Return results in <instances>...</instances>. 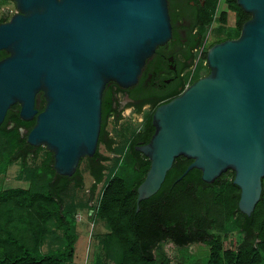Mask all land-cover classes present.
Returning <instances> with one entry per match:
<instances>
[{
  "label": "water",
  "instance_id": "1",
  "mask_svg": "<svg viewBox=\"0 0 264 264\" xmlns=\"http://www.w3.org/2000/svg\"><path fill=\"white\" fill-rule=\"evenodd\" d=\"M16 11L0 23V122L18 105L34 122L25 135L52 153L55 173L71 175L90 157L100 128L105 83L134 84L145 60L171 36L166 0H11ZM249 14L238 35L212 43L207 73L151 113L153 131L134 145L149 161L135 188L138 202L160 186L173 160L212 183L231 170L237 209L249 215L264 175V0H235ZM41 91L43 109L34 96ZM21 130V129H20Z\"/></svg>",
  "mask_w": 264,
  "mask_h": 264
},
{
  "label": "trees",
  "instance_id": "2",
  "mask_svg": "<svg viewBox=\"0 0 264 264\" xmlns=\"http://www.w3.org/2000/svg\"><path fill=\"white\" fill-rule=\"evenodd\" d=\"M203 1L205 6L197 16L200 25L195 45L214 20L217 0ZM223 1L233 13V21L228 26L236 37L249 14L242 11L235 0ZM225 16V11L218 15L220 23L225 24ZM226 38L233 37L227 36L211 44ZM200 68L197 65L193 72L185 73L180 90L188 78L191 83L201 76ZM150 117L135 140H146L151 135ZM25 143L16 129L0 130V147L13 151L0 160V173L16 158L24 162L25 155L32 151V146ZM132 145L107 177L94 206V216L104 221L106 232L101 239L105 260H96L93 264H170L161 247L165 241L178 250L176 264H264V175L259 199L251 213L245 215L237 209L238 188L232 184V178L222 181L217 177L212 183H205L196 168L180 177L191 159L178 156L159 188L140 200L135 210V188L143 179L149 161L132 150ZM46 169V179L40 180L39 174L36 187L0 189V264H65L73 255L74 215L63 207L59 195L68 178L55 174L52 167ZM90 174L95 177L90 186L92 193L100 173L91 169ZM227 222L242 231L241 241L232 248L222 247L219 237L208 233L210 228H221ZM56 230L60 234H56ZM49 234L54 235L57 246L41 252V243ZM196 242L206 248L200 257L186 252V246Z\"/></svg>",
  "mask_w": 264,
  "mask_h": 264
},
{
  "label": "flooded vegetation",
  "instance_id": "3",
  "mask_svg": "<svg viewBox=\"0 0 264 264\" xmlns=\"http://www.w3.org/2000/svg\"><path fill=\"white\" fill-rule=\"evenodd\" d=\"M166 1L171 26L170 38L164 44L155 47L152 55L145 60L134 84L121 87L109 81L105 83L102 89L100 96V128L97 136V145L92 156L79 160V162L82 159L86 161L87 171L92 177V183L95 181V177L90 174V170L92 169L94 172L98 170L100 173V180L95 183L98 184L103 180V172L106 167L103 163L106 160V156L98 151V146H102L105 154H113L114 156L118 154L113 149L118 144V139L110 136L109 131L105 128L106 124L112 123L118 126L122 121H126L124 122L126 126L128 124H134L135 122L129 121L133 112L137 114L147 112L148 116H151L156 105L169 100L181 91V83L186 69L193 64L194 52L198 46V43L196 45L195 43L200 25V22L197 21V16L200 9L204 8L205 3L203 0ZM13 13L3 10L0 15V23L5 22ZM7 54L4 49H0V60L6 57ZM33 106L36 109V113L40 112L44 107V98L40 90L35 93ZM34 118L33 116L29 120L20 119L18 116V105L12 104L4 113L2 121L0 122V130L16 129L19 137L25 142V135L32 126ZM139 121L141 122L139 123ZM136 122L138 123H136V127L133 129L125 145L126 152H130V144H133V147L134 145L144 144L150 137L146 140H135L137 134L143 132L147 121L139 119ZM101 123L103 124L102 129ZM134 140L135 142L132 143ZM36 148L47 151L50 154V167H52V153L40 145L36 147L32 146V149H29L34 150ZM132 150L137 151L139 156L145 157L137 149L132 148ZM57 175L66 176L68 181L73 179L76 182V179H78L81 182L78 165L71 175Z\"/></svg>",
  "mask_w": 264,
  "mask_h": 264
},
{
  "label": "rangeland",
  "instance_id": "4",
  "mask_svg": "<svg viewBox=\"0 0 264 264\" xmlns=\"http://www.w3.org/2000/svg\"><path fill=\"white\" fill-rule=\"evenodd\" d=\"M3 10H7L9 13L15 12V6L11 0H0V15ZM225 11V24L220 23L218 15ZM233 21V13L226 8L223 0H217L214 10V20L208 25L206 30L203 31L198 46L194 52L193 64L187 67L186 72L194 71V67L200 65L201 75L206 74L207 67L205 59L202 58V53L210 46L212 41L227 37L235 36V33L231 32L228 25H231ZM148 119V113L137 114L133 112L129 121L135 122L134 124L124 125L122 121L120 125L116 126L112 123L106 124V130L109 131L110 136L118 139V144L113 147L117 152V156L113 154H105L102 146H98V151L106 156V160L103 163L106 165L103 172V180L95 184L92 193L90 192V186L92 183V177L87 171L86 161L82 159L78 164V173L80 178V185L77 186L73 179L67 182L66 187L60 192V198L63 207L72 213L75 220L74 232L76 234V240L73 244V255L71 259L65 264L76 263L81 264L84 261L90 262L99 260L104 262V251L102 248L101 239L106 232V227L103 220H99L94 216V206L99 198L100 192L112 169L118 164L120 159L127 155L125 145L130 137L133 129L136 127V121L139 119ZM136 120V121H135ZM141 121H139L140 123ZM22 141L20 145H22ZM13 151H7L5 148L0 147V160L4 154L9 156ZM51 156L47 151L42 149H34L25 155L24 162L21 163L19 158H16L6 165L4 173H0V189L5 188H31L36 187V182L39 179H46L47 167H50ZM51 168V167H50ZM51 176V173L49 174ZM232 171L226 170L218 177L222 181H228L232 178ZM35 179V180H34ZM34 180V181H33ZM34 182V183H33ZM37 184V185H38ZM236 214H234L235 216ZM237 216V215H236ZM56 234L60 231H54ZM208 233L217 235L220 239L221 245L224 248H232L238 244L242 239V231L235 227L231 222L225 223L223 227H212L208 230ZM57 246L54 240V235L49 234L44 238L41 243L40 251L45 252L50 248ZM164 255L169 260L170 264H176L179 262L178 250L169 241H165L161 245ZM153 252V250H151ZM186 252L188 254H197L199 257L204 255L206 248L200 242L190 243L186 246Z\"/></svg>",
  "mask_w": 264,
  "mask_h": 264
},
{
  "label": "built area",
  "instance_id": "5",
  "mask_svg": "<svg viewBox=\"0 0 264 264\" xmlns=\"http://www.w3.org/2000/svg\"><path fill=\"white\" fill-rule=\"evenodd\" d=\"M189 78L187 79V81H186V83H185V85L184 86H186V85H188L189 83ZM70 264H76V263H70ZM81 264H87L85 261L83 262V263H81Z\"/></svg>",
  "mask_w": 264,
  "mask_h": 264
}]
</instances>
